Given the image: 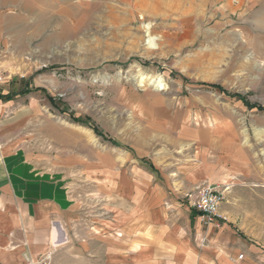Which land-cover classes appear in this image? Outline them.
I'll return each instance as SVG.
<instances>
[{
	"label": "rangeland",
	"instance_id": "rangeland-1",
	"mask_svg": "<svg viewBox=\"0 0 264 264\" xmlns=\"http://www.w3.org/2000/svg\"><path fill=\"white\" fill-rule=\"evenodd\" d=\"M245 1L0 0V92L18 93L2 101L0 138L94 160L132 149L141 122L221 121L250 156L224 186L222 220L264 246V110L212 86L264 105V40L245 38Z\"/></svg>",
	"mask_w": 264,
	"mask_h": 264
},
{
	"label": "crops",
	"instance_id": "crops-1",
	"mask_svg": "<svg viewBox=\"0 0 264 264\" xmlns=\"http://www.w3.org/2000/svg\"><path fill=\"white\" fill-rule=\"evenodd\" d=\"M244 33L264 40V0L245 1ZM211 120L141 122L132 149L94 160L1 137L0 264H264V246L202 222L185 197L249 170L236 130Z\"/></svg>",
	"mask_w": 264,
	"mask_h": 264
},
{
	"label": "built area",
	"instance_id": "built-area-1",
	"mask_svg": "<svg viewBox=\"0 0 264 264\" xmlns=\"http://www.w3.org/2000/svg\"><path fill=\"white\" fill-rule=\"evenodd\" d=\"M190 201V206L194 209L199 219L204 223L214 222L216 219H226L220 213V208L226 198V188L213 184H206L198 187L194 192L185 195ZM243 258V254L239 255ZM51 255H46L36 261H30L29 264H52Z\"/></svg>",
	"mask_w": 264,
	"mask_h": 264
},
{
	"label": "trees",
	"instance_id": "trees-1",
	"mask_svg": "<svg viewBox=\"0 0 264 264\" xmlns=\"http://www.w3.org/2000/svg\"><path fill=\"white\" fill-rule=\"evenodd\" d=\"M212 86L214 88H217L219 89L221 92L225 93L226 95L228 96H231V97H238L239 99L243 100L244 103L249 107V108H255L257 107L259 110H264V105L262 104H250L248 102V100L246 99L245 95L243 94H240V93H231V92H228L227 90H225L222 86L218 85V84H212ZM37 90H40V89H37ZM32 90H29L28 88L27 89H24L22 90L21 92H31ZM16 95H18V93H15V92H9L7 94H3L2 92H0V100H3V101H7V100H10L12 99L13 97H15ZM65 112H67V110H64ZM71 115V114H70ZM71 117L74 119V121H77V122H80L84 125H88L89 122H90V118H77V117H74L73 115H71ZM94 130L95 132L98 134V135H101V136H105V134L103 133V131H101L98 127H94ZM112 141V143L114 144H117V142L113 139H110Z\"/></svg>",
	"mask_w": 264,
	"mask_h": 264
},
{
	"label": "bare ground",
	"instance_id": "bare-ground-1",
	"mask_svg": "<svg viewBox=\"0 0 264 264\" xmlns=\"http://www.w3.org/2000/svg\"><path fill=\"white\" fill-rule=\"evenodd\" d=\"M135 5V4H134ZM154 76V75H153ZM145 80V79H144ZM142 81V80H141ZM163 81V80H162ZM156 82V81H155ZM161 82V81H160ZM164 86V85H163Z\"/></svg>",
	"mask_w": 264,
	"mask_h": 264
}]
</instances>
